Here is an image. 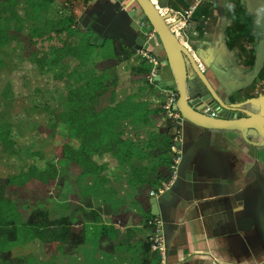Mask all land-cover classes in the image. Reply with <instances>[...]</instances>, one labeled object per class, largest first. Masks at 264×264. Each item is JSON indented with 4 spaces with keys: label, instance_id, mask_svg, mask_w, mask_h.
Wrapping results in <instances>:
<instances>
[{
    "label": "rangeland",
    "instance_id": "374dc122",
    "mask_svg": "<svg viewBox=\"0 0 264 264\" xmlns=\"http://www.w3.org/2000/svg\"><path fill=\"white\" fill-rule=\"evenodd\" d=\"M79 6L0 0V264H162L144 195L174 172L173 92L140 53L87 46Z\"/></svg>",
    "mask_w": 264,
    "mask_h": 264
},
{
    "label": "crops",
    "instance_id": "0c3cea01",
    "mask_svg": "<svg viewBox=\"0 0 264 264\" xmlns=\"http://www.w3.org/2000/svg\"><path fill=\"white\" fill-rule=\"evenodd\" d=\"M76 1L90 45L146 51L156 58L158 75L172 80L160 45L135 48L140 32L134 22L144 16L134 0ZM153 1L186 11L195 0ZM196 18L193 56L233 110H216L219 118H244L239 112L264 118V90H254L264 78V0L204 3ZM247 140L237 130H208L183 120L175 175L167 190L144 202L149 218L161 222L165 264H264V146L253 130Z\"/></svg>",
    "mask_w": 264,
    "mask_h": 264
},
{
    "label": "water",
    "instance_id": "95a60500",
    "mask_svg": "<svg viewBox=\"0 0 264 264\" xmlns=\"http://www.w3.org/2000/svg\"><path fill=\"white\" fill-rule=\"evenodd\" d=\"M143 16L150 23L156 35L155 38L145 40L139 35L135 39L136 49H146L160 45L164 51L167 66L172 80L164 81L161 74L156 76L160 88H169L178 93V100L173 107L174 112L180 114L183 120L208 130H237L247 140L249 131H255L262 139L264 146V118H258L250 112H239L244 118L223 119L212 118L204 114L208 108L221 111H233L223 103L209 83L205 73L201 70L193 53L188 51L172 33L167 23V16L161 14L159 5L153 0H134ZM138 32L139 25L134 22ZM156 199L151 200L153 208ZM155 214V213H154Z\"/></svg>",
    "mask_w": 264,
    "mask_h": 264
},
{
    "label": "built area",
    "instance_id": "2783aa9c",
    "mask_svg": "<svg viewBox=\"0 0 264 264\" xmlns=\"http://www.w3.org/2000/svg\"><path fill=\"white\" fill-rule=\"evenodd\" d=\"M204 3H210V5L216 7L218 4V0H195L193 4L189 6L186 11H174L170 9H162L160 8L161 14L167 16V23L171 27L172 33L175 35L177 40L191 53L193 52L192 45L190 39L197 34V26L200 24L199 19L196 18V13L200 6ZM139 31L141 35L144 37L145 40H150L155 38V31L147 21V19H142L138 22ZM141 56L147 59L154 67L151 70V74L149 76V82L152 85H157L156 76L158 75V69L155 67L157 65V60L154 56L150 55L146 51L140 52ZM255 93L259 94L261 91L264 90V78L258 81L255 84ZM168 105L166 107L169 116L177 122L178 125V142L180 141V127L183 122V118L180 116L179 113L174 112L173 107L175 106L178 100V93L175 90H172ZM205 115L212 117V118H219V113L216 110L211 111L209 108L205 110ZM176 149L174 148V151ZM177 153V159L173 166V176L175 175L177 165L180 160V152L177 148L175 151ZM172 176V177H173ZM168 189V186L164 187L162 190L158 191V193H163L165 190ZM158 193H151L152 196H156ZM155 225L157 227L158 235L155 239V244L153 249L158 251L161 256L162 264H165L166 259V244L161 234V222L156 219Z\"/></svg>",
    "mask_w": 264,
    "mask_h": 264
},
{
    "label": "trees",
    "instance_id": "16d2710c",
    "mask_svg": "<svg viewBox=\"0 0 264 264\" xmlns=\"http://www.w3.org/2000/svg\"><path fill=\"white\" fill-rule=\"evenodd\" d=\"M145 19H146V18H145ZM86 43H87V46L94 48L92 45L89 44L88 40H87ZM172 176H173V175H172ZM169 177H170V176H169ZM169 177H168L167 180H168V181H171L172 177H171V179H170ZM144 196L146 197V199L148 198V191L145 193ZM87 226H88L87 224H86V225H81V226L79 227V228H81V229H79L78 231L75 230V227H72V228L68 229V231H66L65 236H67V237H71V238L74 239V238L78 237V236L76 235V233L87 230V228H88ZM36 232H39V233H38V236H39L41 239L44 238V236H46V235L48 234V232L50 233V231H47V230L45 229V227H42V228L37 229ZM9 235H10V234H9ZM81 242H84V241L81 240Z\"/></svg>",
    "mask_w": 264,
    "mask_h": 264
}]
</instances>
